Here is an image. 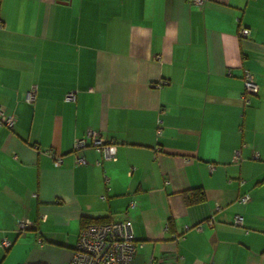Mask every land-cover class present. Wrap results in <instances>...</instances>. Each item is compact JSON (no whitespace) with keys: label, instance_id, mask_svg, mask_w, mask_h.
<instances>
[{"label":"crops","instance_id":"obj_1","mask_svg":"<svg viewBox=\"0 0 264 264\" xmlns=\"http://www.w3.org/2000/svg\"><path fill=\"white\" fill-rule=\"evenodd\" d=\"M0 108V264H68L84 215L132 264H264V0H0Z\"/></svg>","mask_w":264,"mask_h":264},{"label":"built area","instance_id":"obj_2","mask_svg":"<svg viewBox=\"0 0 264 264\" xmlns=\"http://www.w3.org/2000/svg\"><path fill=\"white\" fill-rule=\"evenodd\" d=\"M202 2V0H196ZM249 29L244 27L241 29L242 35H248ZM243 96L258 93L259 85L255 80L254 74L249 69H244L243 75ZM168 83V80L161 79L151 83V85L160 87ZM36 88L31 86L26 92L25 99L33 102L35 99ZM76 90H69L65 93L64 99L67 101L74 100ZM16 117L14 114L6 113L0 108V125L12 127L15 123ZM158 120L156 132L161 135L162 128ZM87 136L90 138V144L103 156L109 155V144L106 139L101 136L98 131L88 129ZM87 144L83 137H76L74 140V147L80 148ZM45 152L51 156L54 165H60L62 162V155L51 148L45 149ZM238 151H235L234 158L237 159ZM76 162L84 163L85 159L81 155H77ZM98 163V161H97ZM249 194L245 193L239 197L240 202H246L249 199ZM134 205V201L130 202ZM219 208V206H216ZM234 223L241 225L243 223L242 215H236ZM29 224L28 219H20L17 222V229L25 228ZM143 243L138 242L134 235L132 224L128 220H108L103 222H88L81 226L77 242L73 248L72 256L68 264H132L137 246ZM0 245L8 247L10 241L7 238L0 240ZM43 264V263H37Z\"/></svg>","mask_w":264,"mask_h":264},{"label":"trees","instance_id":"obj_3","mask_svg":"<svg viewBox=\"0 0 264 264\" xmlns=\"http://www.w3.org/2000/svg\"><path fill=\"white\" fill-rule=\"evenodd\" d=\"M186 201L188 203L200 201L203 199V194L202 191L197 189H194L190 194L185 195ZM82 225L88 223V222H103V221H108L107 219L104 218H99V217H90L88 215H84L81 219ZM81 225V226H82Z\"/></svg>","mask_w":264,"mask_h":264}]
</instances>
